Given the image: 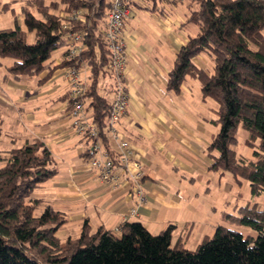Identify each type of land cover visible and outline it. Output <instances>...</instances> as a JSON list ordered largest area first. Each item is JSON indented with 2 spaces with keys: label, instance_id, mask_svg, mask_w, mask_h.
Masks as SVG:
<instances>
[{
  "label": "trees",
  "instance_id": "obj_1",
  "mask_svg": "<svg viewBox=\"0 0 264 264\" xmlns=\"http://www.w3.org/2000/svg\"><path fill=\"white\" fill-rule=\"evenodd\" d=\"M179 1L188 12L185 23L196 32L177 51L165 90L179 94L186 77L199 83L202 98L216 105L212 121L219 126L205 150L212 160L209 170L247 180L252 195L264 193V0ZM146 2L155 7L161 0ZM2 9H10L9 3ZM80 9L84 20H70ZM108 10L109 0H57L48 5L27 0L23 26L0 28V58L12 60L5 77L14 81L38 76L47 69L52 52L66 45V34L82 33L80 53L60 65L88 67L83 98L103 144L110 133L112 100L99 92L100 79L113 74V93L125 79L109 67L103 32ZM28 32L33 33L32 42ZM198 55L208 58L210 70L194 63ZM239 128L247 131L250 158L235 150ZM84 153L91 155L89 149ZM56 173L51 151L38 138L0 150V264H264V206L258 203L224 214L233 224L255 231V236L218 225L195 249L178 240L172 243L173 225L153 234L139 221H124L114 232L102 226L92 231L85 220L78 236L61 239L57 231L66 216L49 204L36 213L42 201L33 197L35 189Z\"/></svg>",
  "mask_w": 264,
  "mask_h": 264
},
{
  "label": "crops",
  "instance_id": "obj_2",
  "mask_svg": "<svg viewBox=\"0 0 264 264\" xmlns=\"http://www.w3.org/2000/svg\"><path fill=\"white\" fill-rule=\"evenodd\" d=\"M26 1L0 0V28L19 22ZM54 1L43 0L46 5ZM6 3L10 9L3 10ZM187 14L180 1L159 2L155 7L150 2L134 3L125 21L124 84L129 105L117 125L118 137L109 133L102 148L118 163L120 142L127 141L145 174L136 178L117 169L115 186L102 182L98 171L89 167L84 152L91 140L79 137L71 126L70 86L66 66L60 65L67 46L52 52L47 69L38 76L19 81L5 77L12 60L0 58V128L13 137L11 145L38 138L51 151L57 173L41 183L33 197L42 201L40 210L49 204L64 213L67 220L58 231L65 229L66 237L78 236L85 220L92 231L102 226L114 232L124 221H139L153 234L173 225L172 243L178 240L186 247L199 219L214 226L225 219V211L216 214L206 208L191 188L193 181L203 187L214 177L205 150L216 133L212 121L216 105L202 98L199 83L190 77L185 78L179 94L165 90L177 51L196 32L195 26L185 23ZM193 60L201 69L210 70L206 56ZM78 70L89 84L88 67L84 64ZM114 82L109 72L99 82V92L107 93L109 100Z\"/></svg>",
  "mask_w": 264,
  "mask_h": 264
},
{
  "label": "built area",
  "instance_id": "obj_3",
  "mask_svg": "<svg viewBox=\"0 0 264 264\" xmlns=\"http://www.w3.org/2000/svg\"><path fill=\"white\" fill-rule=\"evenodd\" d=\"M170 1L161 0L162 3H170ZM134 3L144 5L146 0H109V10L103 28L110 53L109 67L121 79H124L127 73L124 24ZM69 19L84 20V10L73 11ZM65 38L67 48L64 52L63 60L71 61L83 48L81 42L82 33L70 32L66 34ZM65 76L70 86L68 116L71 120L73 131L79 137L91 140V144L88 147L91 153L88 158L89 167L98 171L99 179L102 182L110 183L113 186L117 185L119 181L117 169L121 172H128L132 177L141 178L145 174V167L135 158L127 141L120 142L118 163L114 161L108 151L103 150L98 124L96 121L89 119V112L86 109V102L83 98V93L87 89L88 84L81 77L78 68L73 65H67ZM111 102L109 131L113 136L118 137L117 125L126 113L129 104V95L124 81L116 86Z\"/></svg>",
  "mask_w": 264,
  "mask_h": 264
},
{
  "label": "rangeland",
  "instance_id": "obj_4",
  "mask_svg": "<svg viewBox=\"0 0 264 264\" xmlns=\"http://www.w3.org/2000/svg\"><path fill=\"white\" fill-rule=\"evenodd\" d=\"M16 22V21H15ZM19 25L23 26V17L19 18ZM33 36L31 32L27 33L28 42H32ZM63 48V47H62ZM129 105V104H128ZM16 110H14L15 113ZM214 124V123H213ZM216 131H218L219 126L216 125ZM16 138L19 140V133H15ZM247 137V131L243 128H239L237 132V144L235 145V150L238 155L243 158H250L252 155V149L246 145L245 139ZM10 135H7V131L4 130L0 137V150L10 149L13 145L19 146V141L15 144H9V140H11ZM131 146V145H130ZM133 154L135 152L131 147ZM211 176L213 174V178H211L210 182L200 186L198 182H192L191 188L194 192L199 193V201L206 206L209 207L211 211L214 213L220 214V211H225L226 213H236V208L239 206H243L246 204L252 205L253 203H258L260 206H264V193L258 195H252L249 187V182L245 179H242L238 176H234L230 172L220 173V171L211 170ZM211 207H215L213 210ZM36 213H40L41 210L39 208L36 209ZM212 214V213H208ZM201 218V217H200ZM212 218V216H211ZM210 219V218H209ZM199 224L196 229L193 230L192 235L186 243V247L188 249H195L196 246L202 241V239L206 236H210L214 233L216 227L218 225H212L202 222L199 219ZM204 224V225H203ZM221 225L225 227L232 228L241 232L244 236L251 235L255 236V231L250 228L233 224L230 220L221 221ZM57 236L61 239H65V229H60L57 232Z\"/></svg>",
  "mask_w": 264,
  "mask_h": 264
}]
</instances>
